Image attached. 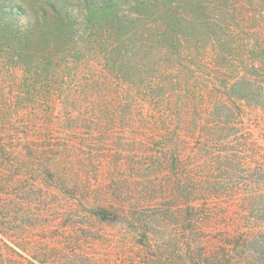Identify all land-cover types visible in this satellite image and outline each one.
<instances>
[{
    "label": "rangeland",
    "instance_id": "obj_1",
    "mask_svg": "<svg viewBox=\"0 0 264 264\" xmlns=\"http://www.w3.org/2000/svg\"><path fill=\"white\" fill-rule=\"evenodd\" d=\"M190 13L0 53V264H264V0Z\"/></svg>",
    "mask_w": 264,
    "mask_h": 264
},
{
    "label": "trees",
    "instance_id": "obj_2",
    "mask_svg": "<svg viewBox=\"0 0 264 264\" xmlns=\"http://www.w3.org/2000/svg\"><path fill=\"white\" fill-rule=\"evenodd\" d=\"M35 3L41 6L33 7ZM196 3L198 0H0V53L20 59L35 43L32 34L37 32L39 41L46 43L38 55L47 63L58 47L77 48L80 38L99 42L105 35L124 34L127 25L147 23L144 20L152 16L159 29L163 26L162 33L155 32L154 36L180 43L184 38L177 35L178 28L192 19L190 12Z\"/></svg>",
    "mask_w": 264,
    "mask_h": 264
}]
</instances>
